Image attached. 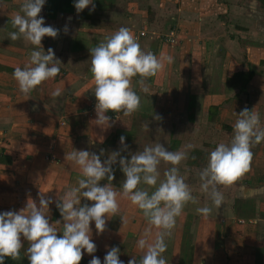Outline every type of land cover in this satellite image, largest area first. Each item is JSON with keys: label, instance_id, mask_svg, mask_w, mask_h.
<instances>
[{"label": "crops", "instance_id": "1", "mask_svg": "<svg viewBox=\"0 0 264 264\" xmlns=\"http://www.w3.org/2000/svg\"><path fill=\"white\" fill-rule=\"evenodd\" d=\"M63 2L60 0L54 18L46 14L47 0L40 13L45 26L59 30L56 38L46 36L41 43L45 52L54 50L61 61L60 72L25 95L19 91L13 71L23 69L36 49L23 38H9L15 31L10 21L23 0H0V114L16 112L9 118L0 117V155L11 160V164L0 163V213L18 212L29 197L39 207L42 186L47 185L45 198L53 201L48 208L49 222L55 224L62 219L56 207L58 195L62 197L71 187L75 175L82 178L79 168L65 161V153L75 149L101 155L102 151L122 148L121 136L126 146L154 145V135L146 140L143 136L141 126L145 123L149 128H179L178 138L173 139L175 150H168L189 149L184 165L197 176L194 170L206 166L201 163L204 157L208 160L219 143L230 142L241 110L254 108L264 128V0H126L123 9L118 7L119 0H93L95 10L91 11L90 5L80 13L74 7L75 0H70L66 11ZM121 27L131 30L143 51L160 58L171 55L173 62L165 61L163 70L146 81L150 89L147 94L140 90L139 77L133 78V89L141 98L139 111L131 116L108 112L110 126L97 125L90 49ZM57 88L61 94L54 97L52 92ZM38 112L46 113L47 118L28 123ZM43 128L48 132L40 135L38 131ZM11 144L18 145L16 157L9 150ZM253 152L250 171L237 183L222 187L223 192L235 190L240 195L233 199L228 193L218 216V208L208 205L214 206L215 212L207 217L210 227L204 238L196 233L187 249L183 225L174 228L167 240L171 249L162 254L167 264H264V142ZM50 154L56 161L50 160ZM19 157L29 166L14 168ZM10 175L21 179L5 181ZM26 176H35L37 185H26ZM104 183L107 180L101 181ZM121 199L120 208L125 205V211L107 218V231L125 232L127 228L137 246L144 231L136 237L131 229L140 225L146 229L147 221L129 200ZM237 202L252 209L253 214L242 216ZM55 226L58 230L62 227ZM21 239L25 250L28 243ZM96 248L92 255L85 251L80 263L89 264L94 255L103 264L108 250ZM135 253L132 257L137 260L143 255L141 250ZM119 259L123 264L130 260L124 254Z\"/></svg>", "mask_w": 264, "mask_h": 264}, {"label": "clouds", "instance_id": "2", "mask_svg": "<svg viewBox=\"0 0 264 264\" xmlns=\"http://www.w3.org/2000/svg\"><path fill=\"white\" fill-rule=\"evenodd\" d=\"M45 2L23 0L20 11L10 21L15 31L9 33V38L12 41L23 38L36 49L31 51L23 69L16 67L13 71L19 91L25 95L60 72L61 61L55 57L54 50L49 48L45 52L41 43L44 37L56 38L59 34L58 29L45 26L40 16ZM90 5L91 11H94L93 0H75L74 3L77 13ZM64 31L67 33L68 28L65 27ZM90 58V71L95 82V123L108 126V112L131 116L139 111L141 98L133 89L134 77H139L137 83L140 90L147 94L150 89L146 81L163 70L165 61L168 64L173 62L171 55L160 58L151 51H143L126 27L119 28L105 42L90 49ZM60 94L59 88L52 92L54 97ZM237 116L230 142L219 143L210 152L207 165L198 170L201 189L217 208L224 200L220 186H231L249 172L254 157L253 148L264 142V128L260 126V116L254 108H244ZM141 127L144 131L149 130L147 123ZM120 144L126 151L124 136L120 137ZM187 147L191 148V145ZM101 155L75 149L65 153V161L77 166L82 178L62 197L58 195L56 207L62 219L55 224L50 223L48 217V208L53 201L46 199L44 193L39 196V207L29 197L26 206L18 212L0 213V264H4L6 257L19 259L24 248L21 237L28 243L26 254L29 264H80L85 251L92 255L97 250L92 241L90 224L94 222L97 234H102L106 229V218L118 215L120 198L129 200L141 210L148 225L137 241L143 255L139 260L132 257L128 264H167L162 255L167 250L166 238L171 236L176 218L182 214L184 207L189 202L196 203L178 167L187 159L186 152H172L158 143L129 153L130 159L117 151L102 162ZM118 158L124 174L119 192L112 184L115 179L112 165L117 163ZM162 162L170 165L163 172V179L159 170ZM104 180L108 182L101 185ZM141 183L153 190L149 192L148 188H140ZM81 197L91 201V205L86 203L81 206ZM211 211L207 206L197 208V212L205 218ZM121 220L122 224L126 223L124 218ZM55 225L62 227L58 230ZM58 233L62 235L58 236ZM119 256V248L112 247L107 251L103 264H123ZM89 264H101V260L93 255Z\"/></svg>", "mask_w": 264, "mask_h": 264}, {"label": "rangeland", "instance_id": "3", "mask_svg": "<svg viewBox=\"0 0 264 264\" xmlns=\"http://www.w3.org/2000/svg\"><path fill=\"white\" fill-rule=\"evenodd\" d=\"M126 5V0H119V8L120 9H123ZM16 114V112H12V114L10 113H7V112H4V113H1L0 114V117L1 118H4V117H7L9 118L8 116H11V115H14ZM42 118H47V114L44 113V112H38V114L36 115V117L34 118L33 116L31 117V119L29 120L28 123H31L32 122H35L34 119H37V120H40ZM44 123V121L42 122ZM179 128H176V127H172V128H169V129H160V128H149L148 131H144V138L145 140L147 139V136H150V135H154L155 138L154 139H157L155 142L156 144L158 143H161L165 148H174L175 150V141L176 140H173L174 137L175 138H178V134H179ZM33 130V129H32ZM36 131V130H34ZM48 131L44 128L43 129H40L38 131V133L43 134L44 133H47ZM185 132V130H184ZM46 135V134H45ZM184 135V134H183ZM1 145L0 144V148H1ZM5 146H7L6 144H4ZM146 146H149V144H138L137 146H134L133 144L132 145H128L127 146V150H123L122 148L120 147H117V148H113V149H110V150H105L103 151V161L105 159L108 158V156L113 153V152H117L119 151L121 156L123 157H126L128 159H130V155L129 153H136L138 151H142L144 149V147ZM151 146H155L151 144ZM179 146V145H178ZM17 147L18 145H15V144H11L9 145V150L11 152L12 155H14L13 157H16V153H17ZM189 151V149L185 150L184 152H187ZM97 153V152H96ZM192 153L194 152H191L190 154V157H188V163L192 161ZM23 155V154H22ZM24 158L22 157H19V161H16V165L13 164V167L16 168V169H25L27 166H29L28 162H26L25 160H23ZM200 159V158H199ZM201 160V159H200ZM119 158L117 160V163L112 165V168L114 170V176H115V179L112 181V184L113 186L116 188H118L120 191L122 189V182H123V179H124V174L122 173V171L120 170V165H119ZM13 162V160H12ZM202 165H207L208 163V160L204 157V161L201 162ZM8 164H11V160H9V163ZM185 164V161H182L181 164L178 166L179 167V170H180V173L181 175L184 176V179H185V182L190 186V189L192 191V195L195 197L196 199V203H192V202H189L183 209V212L182 214L176 218V225H175V229L176 227L183 225L182 226V230H184V236L186 238V240H188L189 242L186 244V247L187 249L189 248V246L192 244V241H193V238H195L194 236H196V233H200L202 235L201 238H204V235L205 234H208L209 230L208 228L210 226H208L207 224V221L208 219L207 218H204L203 219V216L197 212V208H202V207H209L208 205L209 204H212L211 203V200L209 199V196L207 193L203 192L202 189H201V182L199 180V176H197L196 174H193L191 172V169L190 167L186 168V166L184 165ZM201 165V166H202ZM165 167H170V165H167V164H164L163 162L161 163V165L159 166V170L161 173H163L165 171ZM195 172H198V170H194ZM55 175V174H54ZM51 176V180L53 179V176ZM27 177V176H26ZM14 178H18V179H21V177H13V176H8V178L6 177L5 178V181H9V180H12ZM39 179V178H38ZM79 177L77 175H75L73 178H72V183H71V187L73 186H77V181H78ZM161 179H163V174H161ZM108 182V181H107ZM26 185H37V179L35 176H28L27 177V180L25 181ZM235 183V182H234ZM237 183V182H236ZM239 183L243 184L242 181H239ZM222 187L223 186H220V191L222 192L223 194V197H224V200H227V195L228 193L231 194V197H233V199L236 197V196H239L240 193H238L237 191H232L231 193L230 192H223L222 190ZM43 188V191L44 192V196L47 195V190H48V186L47 185H43L42 186ZM140 188L144 189V188H148V186L142 184L140 186ZM234 189V188H233ZM149 192H151L153 189L151 188H148ZM30 192H33V191H30L29 190V193ZM23 193V192H22ZM34 193V192H33ZM41 194V193H40ZM81 206H83L84 204H89L91 205V201H87V200H84L82 197H81ZM123 200L126 202L127 199H124ZM122 201V199H121ZM122 201V202H124ZM238 205L240 206V203L237 202L236 203V206H237V209H238ZM125 205L123 206V208L121 209L120 208V211H121V214L123 213L122 211H125ZM241 207V206H240ZM212 209V211L215 212V208L214 206L210 207ZM133 209V208H131ZM219 209V210H218ZM217 209V213H215L216 215L215 216H218V214L222 213L223 211L220 210V208ZM239 210V209H238ZM141 211V210H140ZM241 213L242 216L244 217H250V215H252V209H250L249 207H241V210L239 211ZM107 220V218H106ZM94 222H92L90 224V227L92 228L94 226ZM114 224V223H113ZM125 225H127V222L125 223ZM95 229V227H94ZM127 228H125V232H129L128 234L123 232V231H119V232H113V230H109L107 231V228L105 229V231L102 233V234H97L96 232V229L95 231H92V241L95 243L96 246H98L101 250H109L110 248L112 247H118L119 246L121 248H119L120 250V253L121 254H124L125 257H128L129 259L132 258L133 255H136L135 251H139L140 249L135 245L134 241H132L130 238H132V233L130 232V230H126ZM144 226L140 225L138 228L133 226V228L131 229V231L137 236H139L143 231H144ZM174 230V229H173ZM172 230V231H173ZM116 239L117 241L119 242H113V240ZM168 238H166V244H168ZM200 242L203 243V240H201ZM112 243V244H110ZM171 247V244H170V241H169V244L167 246V250L170 251V248ZM108 248V249H107ZM25 253H26V249L24 250V248L22 249ZM120 254V255H121ZM81 264V263H80Z\"/></svg>", "mask_w": 264, "mask_h": 264}, {"label": "trees", "instance_id": "4", "mask_svg": "<svg viewBox=\"0 0 264 264\" xmlns=\"http://www.w3.org/2000/svg\"><path fill=\"white\" fill-rule=\"evenodd\" d=\"M69 2H70V0H64V2H63L64 9H65V10L63 9L64 11H66V9L69 10V8H68ZM59 3H60V0H47L46 14L48 17L54 18L55 11L57 10ZM9 160L10 159L8 157L4 158L2 155H0V163L1 164H7L9 162ZM4 264H29V260L26 256L23 255L22 252H20L19 259L13 260L11 258L6 257L4 259Z\"/></svg>", "mask_w": 264, "mask_h": 264}, {"label": "built area", "instance_id": "5", "mask_svg": "<svg viewBox=\"0 0 264 264\" xmlns=\"http://www.w3.org/2000/svg\"><path fill=\"white\" fill-rule=\"evenodd\" d=\"M141 35H143V33H141ZM49 158H50L51 161H56V158H54V156L51 155V154L49 155Z\"/></svg>", "mask_w": 264, "mask_h": 264}]
</instances>
